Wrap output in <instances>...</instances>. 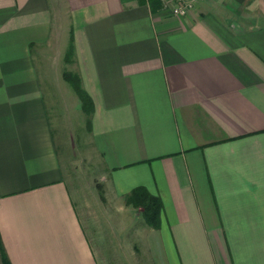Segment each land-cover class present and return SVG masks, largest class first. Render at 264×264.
Listing matches in <instances>:
<instances>
[{
	"label": "crops",
	"instance_id": "obj_1",
	"mask_svg": "<svg viewBox=\"0 0 264 264\" xmlns=\"http://www.w3.org/2000/svg\"><path fill=\"white\" fill-rule=\"evenodd\" d=\"M191 2L0 0V264H264V0ZM80 112L109 230L61 152Z\"/></svg>",
	"mask_w": 264,
	"mask_h": 264
},
{
	"label": "rangeland",
	"instance_id": "obj_2",
	"mask_svg": "<svg viewBox=\"0 0 264 264\" xmlns=\"http://www.w3.org/2000/svg\"><path fill=\"white\" fill-rule=\"evenodd\" d=\"M70 37H72V36H70ZM69 40H68V44L66 43L67 47L65 46V48H66V50L64 51L65 54L62 55V59H60V62L62 65H64L68 69V74H70L71 77H75L76 73H75V71H73V68L70 65L73 63L74 53H73L72 60L69 63H65V61H64L65 55L67 53L66 51H68V48H69V42H70ZM60 108H61V106H59V108H58L59 111L61 112L60 115L62 117L66 116L65 112L63 110H61ZM78 116H80V118H79L80 126L78 128L75 127L78 125L68 126L66 124H62L63 130L68 131V129H70V139H69V141H67L68 143H67V145H65V149H62L61 152L64 153V155L71 160V167L70 168H71V175L73 177L72 181L75 182L77 190L81 191V193L83 195L87 196V198H88L87 200H88V204H89L88 206H90L91 211L94 213L96 219H98L99 223L103 224V226H106L109 230V220H110L109 213L112 212V209L108 205L103 206L101 208L99 206L100 203L97 202L98 199L96 200V196H97V198L99 197V199H100L99 195L103 194L102 192L99 193L100 188L102 187V184L99 183L97 185L95 184V186H94L92 184L93 182L91 180V178L94 179V177H95V175L93 174V171L89 174L90 169H88V167H86V164L84 166L82 164V161L85 159L84 154L88 152V145H87L86 141H88L89 135L87 133L88 132L87 129H85L86 123L83 121L84 119H83L82 113L78 114ZM64 120H65V117H64ZM72 128H77L78 131H76L74 134ZM79 176H81L83 179H81ZM87 180H88V184L86 183ZM84 182H85V184H84ZM113 207H115V206H113ZM137 222H139V220L135 222V225L132 224V229L137 226ZM132 229H130V230H132ZM129 235H130V233L125 234L123 239H128Z\"/></svg>",
	"mask_w": 264,
	"mask_h": 264
},
{
	"label": "trees",
	"instance_id": "obj_3",
	"mask_svg": "<svg viewBox=\"0 0 264 264\" xmlns=\"http://www.w3.org/2000/svg\"><path fill=\"white\" fill-rule=\"evenodd\" d=\"M150 1V0H148ZM151 5L153 2L151 1ZM152 7V6H151ZM69 48L68 51H66V55L64 58L65 63H69L72 60L73 57V40L69 38ZM64 78L67 82L74 88L77 95L79 96L80 103L82 104V107L85 109L87 115L92 111V105L90 103V99L85 94V92L81 88V83L79 77H71L68 72L63 73ZM88 120V125H89ZM143 188H136L134 189L129 196L126 197L127 204H131L134 207H141L142 208V217L147 221L148 224L154 226L156 225L155 222L158 221L159 213H160V204L159 202L148 196L145 191H143ZM3 264H8V261H6V258L3 257Z\"/></svg>",
	"mask_w": 264,
	"mask_h": 264
},
{
	"label": "built area",
	"instance_id": "obj_4",
	"mask_svg": "<svg viewBox=\"0 0 264 264\" xmlns=\"http://www.w3.org/2000/svg\"><path fill=\"white\" fill-rule=\"evenodd\" d=\"M175 5L172 8V14L174 16H185L189 8L192 6L191 0H175Z\"/></svg>",
	"mask_w": 264,
	"mask_h": 264
}]
</instances>
